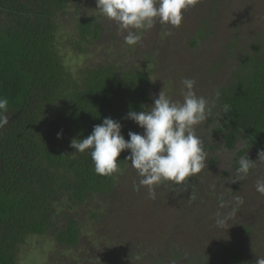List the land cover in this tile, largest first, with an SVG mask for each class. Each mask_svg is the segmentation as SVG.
Masks as SVG:
<instances>
[{
	"label": "rangeland",
	"instance_id": "obj_1",
	"mask_svg": "<svg viewBox=\"0 0 264 264\" xmlns=\"http://www.w3.org/2000/svg\"><path fill=\"white\" fill-rule=\"evenodd\" d=\"M95 8V0H73L55 22L56 51L66 69L76 76L102 65L146 73L152 83L147 108L161 91L182 101V80H195L196 94L209 102L206 120L195 128L205 167L187 178L188 187L184 181L155 185L152 199L146 187L134 190L141 178L130 162L109 196L96 195L73 210L64 202L58 210L60 226L64 213L79 221L78 245L60 244L53 231L31 235L19 246L18 264H197L237 251L247 264L264 259V195L256 191L264 161L251 153L252 173L241 179L238 149H227L208 120L237 68L264 57V0H198L179 27L157 23L133 47ZM85 19L100 26L99 38L81 37Z\"/></svg>",
	"mask_w": 264,
	"mask_h": 264
},
{
	"label": "trees",
	"instance_id": "obj_2",
	"mask_svg": "<svg viewBox=\"0 0 264 264\" xmlns=\"http://www.w3.org/2000/svg\"><path fill=\"white\" fill-rule=\"evenodd\" d=\"M72 1L0 0V95L9 99V123L0 129V264H18L19 246L31 235L53 231L60 244L78 245L79 221L64 213L60 226L58 210L64 202L73 210L96 195L109 196L130 161L125 150L117 173L97 175L89 152H75L71 141L86 138L108 117L121 123L129 139L138 125L127 113L146 110L151 98L146 73L102 65L76 76L66 69L56 51L55 22ZM79 28L85 40L101 35L91 19ZM218 102L208 116L213 133L227 149H238L236 162L253 161L251 153L264 150L263 55L237 68ZM245 256L237 251L197 264H247Z\"/></svg>",
	"mask_w": 264,
	"mask_h": 264
},
{
	"label": "clouds",
	"instance_id": "obj_3",
	"mask_svg": "<svg viewBox=\"0 0 264 264\" xmlns=\"http://www.w3.org/2000/svg\"><path fill=\"white\" fill-rule=\"evenodd\" d=\"M197 2L95 0V9L101 17L115 22L124 43L133 47L141 41L143 32L152 29L157 23L179 27L183 13ZM181 83L182 101L172 100L161 91L148 110H130L127 113L126 118L143 129L142 133L129 131V139L126 140L121 132V123L108 117L101 124L94 125L86 138H74L70 146L81 154L88 151L95 174L104 177L112 176L120 170L118 157L128 150L129 155L124 160L131 162L141 178L139 184L133 186L134 190L146 187L150 197L155 199V185L164 181L179 184L205 167L206 153L195 128L206 120L209 102L196 94L195 80L185 78ZM229 111L231 106L225 104L223 112ZM8 112L9 99L0 95V129L9 123ZM61 136L62 133H57V138ZM257 160L264 161V150L259 152ZM254 162L249 158L239 160L238 174L241 179L247 177ZM256 191L264 195V180L256 182ZM216 223L222 226L225 221L217 220ZM256 264H264V259H257Z\"/></svg>",
	"mask_w": 264,
	"mask_h": 264
}]
</instances>
